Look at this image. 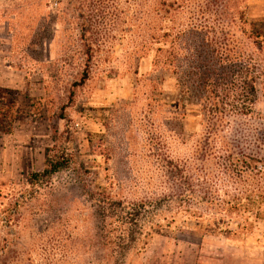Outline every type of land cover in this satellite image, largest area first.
<instances>
[{"label":"rangeland","instance_id":"1","mask_svg":"<svg viewBox=\"0 0 264 264\" xmlns=\"http://www.w3.org/2000/svg\"><path fill=\"white\" fill-rule=\"evenodd\" d=\"M161 1L0 0V86L14 93L18 112L11 133L0 134V264H103L119 254L126 264H264L263 223L246 237L203 234L212 225L204 204L161 207V159L190 158L199 132L192 104L179 121L161 122L156 98L176 91L171 82L153 89L158 45L133 51L150 44V6ZM220 1L237 26L264 31V0ZM187 17L164 21V32L184 30ZM63 152L68 169L29 184ZM86 192L145 204L130 226L142 246L103 247Z\"/></svg>","mask_w":264,"mask_h":264},{"label":"trees","instance_id":"2","mask_svg":"<svg viewBox=\"0 0 264 264\" xmlns=\"http://www.w3.org/2000/svg\"><path fill=\"white\" fill-rule=\"evenodd\" d=\"M177 1L163 0L150 6L144 32L150 44L133 50L147 52L148 47L158 45L159 56L152 66L159 75L153 89L171 82L176 91L171 100L162 94L161 100L156 98L165 115L161 122L179 121L190 104L199 117L190 158L176 162L161 159L166 188L161 207L176 202L204 204L212 225L202 228L203 234L246 237L258 224L264 227V31L253 25L247 30L250 25L244 20L237 26L220 0ZM181 13L188 16L184 30L165 33L162 23L174 24ZM83 75L84 79L86 72ZM17 113L14 93L0 88V134L11 133ZM169 136L161 132V144H167ZM70 162L64 152L57 158L47 157L45 168L32 173L29 184L48 180L68 169ZM86 196L99 232L106 234L103 247L142 246L141 240L134 238L141 231L130 226L138 223L145 204L126 203L109 192H86ZM22 197L19 194L18 200ZM149 207L154 208L152 203ZM187 215L203 217L195 212ZM179 233L203 235L193 229ZM125 260V255L119 254L103 256L101 263L126 264Z\"/></svg>","mask_w":264,"mask_h":264},{"label":"crops","instance_id":"3","mask_svg":"<svg viewBox=\"0 0 264 264\" xmlns=\"http://www.w3.org/2000/svg\"><path fill=\"white\" fill-rule=\"evenodd\" d=\"M3 87H5V86H0V88H3Z\"/></svg>","mask_w":264,"mask_h":264}]
</instances>
